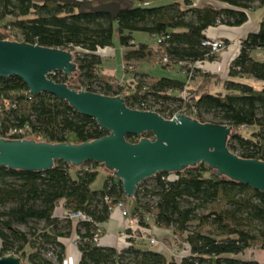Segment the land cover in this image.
Returning <instances> with one entry per match:
<instances>
[{
	"label": "trees",
	"instance_id": "16d2710c",
	"mask_svg": "<svg viewBox=\"0 0 264 264\" xmlns=\"http://www.w3.org/2000/svg\"><path fill=\"white\" fill-rule=\"evenodd\" d=\"M109 1L121 4L115 19L90 11L91 6ZM150 1L0 0V27L8 22L11 29L0 30V39L70 49L78 68L76 85H69L73 76L59 71L49 76L54 81L77 90L120 95L134 109L151 102L161 107V113L184 109L191 112L194 107L192 116L199 121L209 122L206 114H211L212 119L219 120L211 122L232 126L235 131L227 143L232 152L264 160V86L258 89L232 79L249 76L264 81V61L251 56L253 49H264V17L258 30L239 42V51L229 65V78L224 80V91L212 93L202 86L191 103L181 98L180 92L187 86L177 78L153 79L134 70L135 85H129L124 93L120 83L113 88L97 73V68L102 69L100 50L112 46L116 33L126 72L133 61L151 56L150 45L134 39L135 33L143 32L154 36L156 42L162 39L157 47L162 49L163 58L186 74L195 63L216 59L210 47L203 45L209 28L244 25L247 12L264 6V0H206L200 6L194 5L195 0H165L152 5ZM239 127L255 130L245 137L236 131ZM106 134L94 118L81 115L66 101L45 92L33 95L16 76L0 78V137L82 143ZM141 137L151 138L152 134L126 136L130 142ZM99 167L104 166L85 161L81 167H73L61 160L43 172L0 166V256L14 254L23 264H64L66 248L59 239L75 234L79 255L76 264H260L236 255L253 245L264 249V194L216 176L205 163L173 176L157 173L148 178L153 180L151 184L144 180L129 208L140 217L143 213L152 215L153 224L145 227L167 228L172 238L182 239L187 253L178 261L168 259L162 250L153 249L155 246L142 247L137 241L120 249L94 242L97 225L111 215L106 198L111 203L127 199L121 181L112 173L106 176L101 189L92 187ZM138 195L143 199H137ZM63 211L82 212L91 220L74 222L64 218ZM26 247L32 251L26 253ZM42 250H50L57 263L44 257Z\"/></svg>",
	"mask_w": 264,
	"mask_h": 264
},
{
	"label": "water",
	"instance_id": "95a60500",
	"mask_svg": "<svg viewBox=\"0 0 264 264\" xmlns=\"http://www.w3.org/2000/svg\"><path fill=\"white\" fill-rule=\"evenodd\" d=\"M121 10L117 1L91 6L90 11L115 19ZM75 54L70 49L46 47L0 39V78L16 76L31 94L45 92L66 101L81 115L94 118L107 134L82 143H51L36 139L0 137V166L43 172L61 160L73 167L85 161L104 166L121 181L124 195L133 198L139 185L157 173H178L205 163L218 177L246 184L264 194V160L243 158L228 148L233 128L227 124L201 122L178 114L167 119L154 111L130 108L120 95L77 90L49 76L62 72L77 76ZM151 138L137 142L127 135ZM0 264H23L19 256H0Z\"/></svg>",
	"mask_w": 264,
	"mask_h": 264
},
{
	"label": "rangeland",
	"instance_id": "374dc122",
	"mask_svg": "<svg viewBox=\"0 0 264 264\" xmlns=\"http://www.w3.org/2000/svg\"><path fill=\"white\" fill-rule=\"evenodd\" d=\"M213 3L215 6H220L221 4L216 2V1H209ZM160 3H165V0H151L150 5L152 4H160ZM206 3V0H195L194 5L200 6L202 4ZM183 6V5H182ZM259 12H264V6H261L257 8L254 12H250L251 15L258 14ZM264 17V16H263ZM261 18V20L263 19ZM1 31L5 30H11L9 27L8 22L4 23L0 27ZM13 31V30H12ZM11 31V32H12ZM144 35L143 32H137L135 33V37H141ZM15 38H18V35L14 36ZM222 39V43L220 46V51L216 54V59L214 61H206L205 64H203L202 67H198L196 69V72L194 75L191 77V79L187 80V76L183 71H180V69H177L174 67V69H166L168 68V65H170L167 62H164L162 60L164 53L162 49L157 47L156 44V38L154 36H151L148 40L149 43V48L152 50L151 56L141 59V60H136L133 61L131 64L132 69L129 70V72H126L124 70V62L122 58V53L120 51V44H119V38L117 33L114 35L113 41H112V46L108 48H104L100 50V57L102 59V69L97 68V73L99 74V78L103 80H109L110 83L113 84V88H118L116 87V84L120 83L118 85L121 87L123 90L122 92H126V89H128L129 85H134L132 82L133 78V73L135 70V67L138 68L140 66H143V70L149 69V73H152L153 75H160L158 74V70H164L166 74H168L170 77L173 78V76L177 75H182L184 80L186 82L187 89L186 90V95L188 96H195L196 92L203 86L206 88L207 91H210L212 93L219 92V91H224V80H226L228 77V70H229V65L231 62V59L234 57L232 54L228 52V46L230 43H225ZM239 42L238 44L234 45L233 50L239 51ZM227 52V53H226ZM230 55H229V54ZM227 56H229L227 58ZM251 56L259 61H264V49H253L251 52ZM227 58V59H226ZM139 69V68H138ZM76 77V76H75ZM206 79V80H205ZM232 79L248 83L255 88H261L264 85V81L262 80H257L255 78L249 77V76H243V77H232ZM207 81V82H205ZM69 85H76V82L69 81ZM122 85V86H121ZM96 87V86H95ZM120 91V90H119ZM187 96V97H188ZM206 118L209 119L208 121H219L217 119H212L211 114H206ZM255 130V127H239L236 129L237 132L242 134L245 137H248L252 131ZM235 130L233 129V132ZM27 138V137H26ZM87 166V165H86ZM81 167V166H80ZM98 169V174L94 182L92 183V187L94 189H101L104 185V181L106 179V175L109 174V172L105 171L104 167H99ZM75 171V169H73ZM174 173L170 174L169 176H173ZM153 180L148 179L146 184H151ZM137 192V191H136ZM137 199L140 198V195L136 196ZM143 198H140L139 200H142ZM133 198H127L125 203L128 205V207L131 206V201ZM201 212V211H200ZM59 213V209L57 211ZM41 225V224H40ZM18 228L24 231H27V227L24 225H18ZM103 233V232H102ZM119 234V233H118ZM118 234L116 235V240L113 245V247L120 249L121 246L123 245L122 241L118 239ZM156 237V236H155ZM173 239V240H172ZM168 239V237L163 236V235H158L157 237V245L153 249H159L162 250V252L166 255L168 259H174V260H179L181 257V252L184 250V246L182 243L181 238H172ZM65 246L66 248V255L67 259L69 258V251H72L76 249L75 244H76V238L75 234H72L70 237H61L59 239ZM121 242V244H119ZM138 245L142 247H151L148 240H138L137 243ZM0 245H1V240H0ZM32 249L30 247H26V253H30ZM41 254L51 260L54 263H57L55 257L53 254H51L50 250H42ZM236 257L240 259H253L257 260L260 264H264V249H261L257 245H253L252 247L244 250L243 252L239 253L236 255ZM71 262L73 261V257L70 259ZM68 261V263L70 262Z\"/></svg>",
	"mask_w": 264,
	"mask_h": 264
},
{
	"label": "built area",
	"instance_id": "2783aa9c",
	"mask_svg": "<svg viewBox=\"0 0 264 264\" xmlns=\"http://www.w3.org/2000/svg\"><path fill=\"white\" fill-rule=\"evenodd\" d=\"M161 40L162 39H157L156 44H159L161 42ZM16 41H18V40H16ZM221 43H222L221 39H213V38L208 37L206 40H204L203 45L209 46L211 52L217 54L221 49L220 48ZM163 61L168 62L167 58H163ZM203 64H205V62H203V63L197 62L193 66H191L190 71L189 72L186 71L187 72L186 73L187 80L191 79V77L194 75L192 70H194L198 67H202ZM126 68L128 70H131L132 66L128 65V67H126ZM124 70H125V68H124ZM56 72H58V71H54L50 75L55 74ZM185 89H187V88H185ZM185 89L182 92H180V96L186 102L189 101L191 103L192 97L186 95ZM135 109L154 111V112L161 114L164 118H167V119L174 118L178 114H186L188 116L194 117L192 115H193V112L195 110L194 107H192L191 112H189V109L188 110L184 109V110L176 111L174 113H170L169 110H164L163 113H161V112H159L161 110V107L158 104L153 103V102H151L147 105L141 104V106H137ZM106 200L109 201V210H110L111 214L114 212H118L119 215L122 218H124L125 222H126L125 228L118 234V239L121 240L123 243L121 248L127 247L128 245H131L133 241H138V240H148L150 246L156 247V245L158 243L157 238L153 235V232H152L150 227L149 228L145 227V224H148V225L153 224V218H152L151 214L143 213L140 217L139 215L132 213V211L129 209V207L127 206V204L123 200H119V201H116L113 203H111L108 198H106ZM62 216L64 218L68 217L71 220H73L74 222L90 221L91 220L88 216H86L82 212L63 211ZM102 232H103L102 224H98L96 231H95V234H94V237H93L94 242H96L98 244H102L101 243ZM186 253H187V248L185 245L184 250L181 252V256L186 254ZM70 259L71 258H69V260ZM69 260L66 258V260L64 261V264H76V262H73V261L71 262V260L68 263Z\"/></svg>",
	"mask_w": 264,
	"mask_h": 264
},
{
	"label": "crops",
	"instance_id": "0c3cea01",
	"mask_svg": "<svg viewBox=\"0 0 264 264\" xmlns=\"http://www.w3.org/2000/svg\"><path fill=\"white\" fill-rule=\"evenodd\" d=\"M207 3L214 5L213 3L208 2V1H207ZM218 7H220V6H218ZM254 11L255 10H253L252 12H254ZM250 12L251 11L247 12L248 21L244 25H242L240 27H225V26H218L216 28L212 27V28H209L205 32L206 36L209 38H213V39H221V40L225 39V40H227V42L230 43V45L227 47L228 52L230 54H232L233 56H235L238 53V50L235 49V51H234L233 48H231V47L238 44V42H240L242 39H244L248 33L256 32L258 30V27H259V22L261 21V18L264 16V12H259L258 14H254V15H251ZM150 37L151 36L144 34L139 38L134 36V39L138 43H145V44L149 45L148 40ZM120 48H121L120 51L122 53V58H123V49L121 46H120ZM228 57L229 56H227V58ZM174 67L178 68L177 65L171 64V65H168V68H166V69L167 70L168 69H174ZM138 68L135 67V72L147 74L148 76H150L153 79L161 78V77H170L168 74H166V72L164 70L163 71L158 70L159 71L158 74H160V75H153L152 73H149V69L145 68L143 70V66H140ZM170 78H172V77H170ZM173 78L184 80L183 76L180 74L177 76H173ZM106 176H108V175H106ZM132 203H133V200L131 201V205H132ZM125 225H126L125 219L122 218L118 212L112 213L110 215L109 219L107 221H105L104 223H102V229H103V233L101 236L102 245L113 246L112 244L116 243L115 242L116 235L118 233H120L125 228ZM152 232H153V235L156 236V238L158 237V235H163V236L168 237V239H172V232L170 229L163 228V227H156V228L152 229ZM120 243L121 242H119V244ZM72 257H73V262H77L79 255H78L76 249H74L73 251L71 249V251H69V258H72ZM69 258H68V260H69Z\"/></svg>",
	"mask_w": 264,
	"mask_h": 264
},
{
	"label": "bare ground",
	"instance_id": "6f19581e",
	"mask_svg": "<svg viewBox=\"0 0 264 264\" xmlns=\"http://www.w3.org/2000/svg\"><path fill=\"white\" fill-rule=\"evenodd\" d=\"M121 244V243H120Z\"/></svg>",
	"mask_w": 264,
	"mask_h": 264
}]
</instances>
